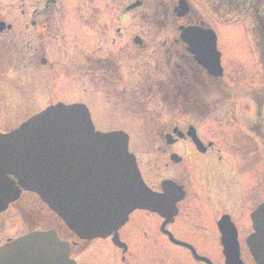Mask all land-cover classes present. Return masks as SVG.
<instances>
[{"label":"rangeland","instance_id":"1","mask_svg":"<svg viewBox=\"0 0 264 264\" xmlns=\"http://www.w3.org/2000/svg\"><path fill=\"white\" fill-rule=\"evenodd\" d=\"M12 2L14 9L11 10L10 17H23L19 12L21 8L19 4L24 3L28 6L31 17L40 6H35L33 0H13ZM9 3L10 0H0V11L6 10L5 6ZM104 3H106L104 0L95 1V5L99 6L100 15L109 13V17H111L120 8L116 3H106L107 6ZM58 5V8H55V13H50L49 10L48 14H41L50 16L48 23L62 24L61 30H58L57 33V41L54 45L51 44L47 47L45 55L40 57L37 63L28 68L26 62L18 58V55L13 54L11 47H4L0 51V131L13 129L29 115L37 113L57 101L86 103L90 106L91 116L97 130L105 132L121 129L129 134L130 151L136 154L144 178L153 184H156L159 179L170 177V175L178 176L177 172L182 173L181 170H188L187 179L193 184L196 179L205 178L204 168L207 169L209 164L214 169L217 168L220 161L218 162V157L214 155L220 153L221 159H223L222 168L218 166L221 177L213 179L215 186H210L208 190L209 193L217 195L210 193V196H203L201 201L215 207L217 199L225 195L224 193L230 194L235 190L236 198L240 201V209L237 211L236 205H232L235 199L233 200L234 196H231L228 198L229 205L226 210H232L233 214L236 210V218L239 219V223L250 225L249 211L264 198V99H255L262 95L260 92L261 87L264 88V69H261L259 54H256L258 50L255 49V41L240 31L242 26L236 25V17L234 20L232 17H230L232 19L204 17L218 32V47L225 56L222 57L225 71L217 86L212 85L206 89V95L200 92V103L191 102L176 106L163 101L160 94L158 97L153 95L152 100L141 101L140 93L129 86L121 88L110 85L106 89L101 87L99 93L92 95V88L87 82L74 80L71 66L74 53H76L74 47L79 48L77 51L79 59L88 53L90 47L87 44L90 42L87 35L81 33L79 29L76 30V25L79 27L82 24L83 21L80 19L83 18L82 16L87 10L81 0H60ZM131 16L127 19V22L130 23L127 25L128 35L126 38H130L135 32L142 31L141 33H144L147 30V22L144 20L149 17ZM34 18L36 21H40L46 17L34 16ZM111 20L114 21L112 18ZM115 21L118 22L119 17H115ZM158 31L156 43L160 41L159 39H165L171 29L166 26ZM175 32L177 29H174ZM135 35L138 36V34ZM126 38L121 41H125ZM1 43L0 39V46ZM232 57H235V60ZM41 59H45L46 64L43 65L40 62ZM50 65L57 68L59 73L63 71L62 74L57 76V73H53L49 67ZM138 78L137 73H131L127 80L134 82ZM145 92L148 94L142 96L143 98L152 94L146 89ZM189 125L196 127L204 140H215L216 146L220 150L216 151L214 148L211 155L208 153L200 155L195 152L192 143L182 141L168 145L158 135L160 131L171 130L174 126L180 129ZM172 151L181 154L187 153L192 161L189 168L182 164L173 166L172 163L166 166L165 163H169V154ZM231 176L236 179V182L231 179ZM227 182L234 184H231L229 188ZM198 183L202 185L201 180H198ZM225 201L227 198L221 205L222 210ZM197 204L200 207L204 206L201 202ZM18 211L24 213L17 209H7L0 213V243L20 236L29 230L30 227L26 225V221H23L21 217L23 215ZM196 213L199 214V211H194V214ZM218 214V211L215 210H213V215L211 213L214 218ZM43 215H47V218L45 219L46 224L40 225L41 228L56 226L53 222L56 221L55 216L51 213ZM185 215L186 211L180 215V220L183 221ZM149 217L151 218V215ZM189 217L190 215L187 214V218ZM191 219L192 217L183 223L182 228L187 229L186 227L195 225L194 228L200 230V234L196 233L200 240L194 241L191 238L196 235L195 233L190 236L186 233L185 235L194 241L193 243L199 251L213 255L215 264H224L221 248L214 244V235L208 234L207 231L203 233L200 229L202 228L201 222L197 219L190 221ZM57 222L60 224L59 221ZM33 224L31 226L36 228L37 225ZM208 224H211V221ZM212 225L216 229L215 223ZM57 229L64 235L73 236L66 227ZM215 232L217 234L216 230ZM98 243L100 241L91 243L78 255L75 254V258L81 264H88L86 262L90 257L106 253L108 248L98 245ZM69 250L71 251L70 256L74 258L70 243ZM245 252L247 257L249 254L247 251ZM246 259V264H254L249 257ZM153 261L155 262V260Z\"/></svg>","mask_w":264,"mask_h":264},{"label":"flooded vegetation","instance_id":"2","mask_svg":"<svg viewBox=\"0 0 264 264\" xmlns=\"http://www.w3.org/2000/svg\"><path fill=\"white\" fill-rule=\"evenodd\" d=\"M12 1L10 0L9 5L5 6L6 10L0 11V21L4 22V27L0 29L2 42L0 51L4 47H11L13 54L15 56L18 55V58L26 62L28 68H30L38 62L40 57L45 55L47 47L51 44L54 45L57 41V33L58 30H61L62 23H48L50 16L41 14L47 13L49 10L50 13H55V8H58L60 0H33L35 5H43V10L39 14H33V17L30 16V9L28 10V6L24 3L19 4L21 7L19 12L23 17H10L11 10L14 9ZM81 1L87 11L82 16L83 18L80 19L83 21L82 24L79 27L76 25V30L79 29L81 33L87 35L90 40L87 44L90 47L88 53H85L84 57H80V59L79 55L77 57L79 48L74 47L76 53H74L71 66L74 80L87 82L92 88V95L99 93L101 87L106 89L110 85L121 88L129 86L140 93L141 101L152 100L154 96L158 97L160 94L163 101L165 100L170 105H185L191 102L200 103V92L206 95V89L212 85L217 86L223 74L217 75L209 72L210 70L201 60L202 58L200 59V54L190 48L189 42H185L180 38V28L185 26L213 29L216 34L217 48L220 52L222 72L224 73L225 71V64L222 58L225 56H223L220 47H218V32L204 17H227L229 19L233 18V20L236 17V25L242 26L240 31L255 41V49L257 48L256 50H258L256 54H259L261 69H264V0H140V5L130 10L127 9L128 6L138 0H104L109 4L116 3L120 7L111 17H109V13H107L108 16L100 15L99 6L95 5L96 0ZM106 3H104L105 6H107ZM117 13L118 15L116 16ZM131 15L141 18L149 17L144 20L147 22V30L144 33H141L142 31L135 32L130 38H126V35H128L126 32L127 25L130 23L127 22V19ZM34 16L46 18L36 21ZM115 17H119L118 22L115 21ZM166 26L171 29L170 34L163 40L159 39L160 41L156 43L155 41L159 35L158 30ZM174 29H177V32L174 33ZM135 34H138L140 39ZM123 38H126V40L122 42ZM232 58L235 60V57ZM40 62L43 65L46 64L45 59H41ZM51 66L53 65L49 67ZM51 69L53 73H57V76H60L63 72L59 73L55 67H51ZM131 73H137L139 77L134 82L127 80ZM145 89L152 94L143 98L142 96L148 94ZM260 93L262 95L257 96L255 99H264V88L261 87ZM178 108L180 109V106ZM189 126L180 129L174 126L171 130L160 131L158 135L164 140V143H167V136L172 135L173 141L168 143V145H174L182 141L192 143L195 152L200 155L207 153L211 155L214 148L216 151L220 150L217 148L215 140H204L196 128L199 138L204 143L201 147L205 148L204 152L198 151L190 136L178 135L179 131L186 132ZM174 153L179 154L180 158L178 157L175 160ZM214 156L218 157V162L220 161L218 166L222 168L223 159H221L220 153ZM191 162V158H189L187 153L181 154L172 151L169 154V163L165 164L166 166H169L170 163L173 166L182 164L183 166L187 165L189 168ZM218 166L215 170L209 164L207 169L204 168L206 171V174L204 171L205 178L196 179L193 184L187 179L188 170H181L182 173L177 172L178 176L170 175V177L159 179L156 184L145 179L146 183L157 192H162V183L166 180L182 187L184 196L176 203L177 212L166 219L157 212L134 210L129 215L128 220L118 229L117 242L114 241V236H116L114 233L105 238H95L93 241H74V236L69 238L68 235H59L62 238L67 237L70 239L72 253H74V258L73 256L71 257L76 261V264H81V262L75 258V254L78 255L88 245L97 243V241H100L98 245L105 246L108 249L101 256L90 257L86 262L88 264H207L196 259L192 254L191 248L176 243L174 239L190 244L198 254L205 255L213 263H216L213 255L202 253L193 243L199 239L197 234H200V230L194 228L195 225L183 229L182 225L191 217L190 221L197 219L202 224L200 229L203 233L207 231L208 234L214 235V244L221 248L222 254L223 234L219 228L218 221L222 216H228L235 227V232L237 227L241 256L246 263V258L249 257L248 255L246 257L245 252H248L246 238L253 230L251 223L250 225L242 224L236 218V212L240 209V201L236 198V191L233 190L230 194L224 193L225 195L217 199L218 202H216L215 207L201 201L203 196H210V193L214 194L212 192L209 193L208 190L210 186H215L213 179L221 177V171ZM231 179L236 182V179H233L232 176ZM198 180L202 181V185L198 183ZM231 184L234 183L227 182V187L230 188ZM234 187L236 188V186ZM231 196H234L233 200L235 199L232 205H236L237 209L234 214L232 210H226L229 205L228 198H231ZM226 198L227 201H225L222 210L221 205ZM198 202H201L204 206L200 207L197 204ZM8 209L23 211L24 213L18 212L23 215L21 217L23 221H26V225L30 227L29 230L35 228L31 226L33 223L37 227H40L41 224H46L47 215L43 214H50L38 196L27 191H22L16 202L12 203ZM213 210L219 213L215 218L212 216ZM184 211H186V215L182 221L179 217ZM194 211H199V214H194ZM187 214L190 215L189 218H187ZM150 215L151 218L149 217ZM150 220L151 222L149 223ZM210 221L211 224H208ZM214 223L216 229L213 228L212 224ZM247 228L249 229L245 230ZM215 230L217 234H215ZM232 231H234L233 227ZM185 233L189 236L190 234L193 235V233L197 234L191 236L194 239V241H191L190 237L186 236ZM102 250L104 251V249Z\"/></svg>","mask_w":264,"mask_h":264},{"label":"water","instance_id":"3","mask_svg":"<svg viewBox=\"0 0 264 264\" xmlns=\"http://www.w3.org/2000/svg\"><path fill=\"white\" fill-rule=\"evenodd\" d=\"M92 129L88 114L82 107L58 105L50 107L33 117L15 131L0 135V210L13 198L11 196L13 195V187L9 180L5 179L8 174H14L19 179L30 180L64 179V177L66 178V169L62 162L67 164V168L74 171V149L77 142L82 140L88 143L92 136L98 139L94 143H100L99 147L95 148V152H91L92 157L95 156V159H100L99 164L95 162V165L101 164L103 169L104 166H116L114 171L118 176L127 177L132 175L133 160H130L126 152L127 137L118 134L96 135L92 132ZM45 159H48V163L44 161ZM118 166H121L124 173L120 174ZM126 180L128 179H123L124 182ZM48 184L50 182L47 180L41 187V181H39L38 183L34 182L33 186L73 229L77 230L80 226L77 231L85 232V226L88 225L84 221L79 222L78 219L83 216L79 215L78 209L74 207V211L70 212L68 210V199L70 193L74 190H71L70 186L64 185L63 190L50 194V197L46 194L48 193ZM69 184L72 185V183ZM143 192L146 193V196L136 197L137 201L150 199L151 196L148 191L143 190ZM55 196H57L56 199ZM100 200L104 203L103 209ZM124 201L125 199L122 198H95L94 200L92 198L91 207L94 209L93 213L100 214L107 224L115 225L120 224L124 217L122 213V208L126 207L123 206ZM259 210L264 211V206ZM253 217L256 218L254 214ZM90 227H93V225ZM50 237V233L29 234L1 247L0 264L45 263V259L40 260V258L43 257L42 252L48 242H52ZM48 252H50V249H48ZM253 254L260 264V254L258 252H253ZM54 257H57V255L54 254ZM66 261L67 252H62L58 256L57 262L54 263L52 259L48 264H65Z\"/></svg>","mask_w":264,"mask_h":264},{"label":"bare ground","instance_id":"4","mask_svg":"<svg viewBox=\"0 0 264 264\" xmlns=\"http://www.w3.org/2000/svg\"><path fill=\"white\" fill-rule=\"evenodd\" d=\"M54 244H55V242L53 241V243L50 242V245H48V247H50V250H52V251H56Z\"/></svg>","mask_w":264,"mask_h":264}]
</instances>
